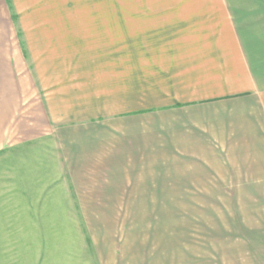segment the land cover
Segmentation results:
<instances>
[{"label": "crops", "instance_id": "0c3cea01", "mask_svg": "<svg viewBox=\"0 0 264 264\" xmlns=\"http://www.w3.org/2000/svg\"><path fill=\"white\" fill-rule=\"evenodd\" d=\"M6 150L63 209L20 218L215 204L264 264V0H0Z\"/></svg>", "mask_w": 264, "mask_h": 264}, {"label": "rangeland", "instance_id": "374dc122", "mask_svg": "<svg viewBox=\"0 0 264 264\" xmlns=\"http://www.w3.org/2000/svg\"><path fill=\"white\" fill-rule=\"evenodd\" d=\"M136 3L151 0H91ZM174 2V1H173ZM101 13H96L100 16ZM97 18H100V17ZM22 159V158H20ZM13 155L0 154V264H248L238 237L225 236L215 204L109 205L121 219L20 218L51 215L54 196L24 198L13 183ZM11 168L13 170H11ZM18 174V173H17ZM40 187L31 188L39 192ZM17 192L20 194L18 195ZM63 208V207H62ZM81 229H78L79 227ZM90 240V243L87 242ZM245 249V247H244Z\"/></svg>", "mask_w": 264, "mask_h": 264}]
</instances>
